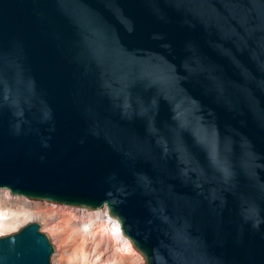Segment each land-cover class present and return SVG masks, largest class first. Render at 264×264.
<instances>
[{
    "label": "water",
    "instance_id": "water-1",
    "mask_svg": "<svg viewBox=\"0 0 264 264\" xmlns=\"http://www.w3.org/2000/svg\"><path fill=\"white\" fill-rule=\"evenodd\" d=\"M0 192L106 210L145 264H264V0H0Z\"/></svg>",
    "mask_w": 264,
    "mask_h": 264
},
{
    "label": "rangeland",
    "instance_id": "rangeland-1",
    "mask_svg": "<svg viewBox=\"0 0 264 264\" xmlns=\"http://www.w3.org/2000/svg\"><path fill=\"white\" fill-rule=\"evenodd\" d=\"M6 194L10 193L0 192V208L4 212H12L8 218L0 217V237L14 234L29 223H40L41 232L49 236L50 243L55 247L51 260L53 264H145L143 257L133 248L119 249L109 237L108 230L101 225L89 228L92 237H97L95 240L91 236H83L77 226L81 220L70 216L74 212L72 209L6 197ZM81 253L85 259L76 258Z\"/></svg>",
    "mask_w": 264,
    "mask_h": 264
},
{
    "label": "bare ground",
    "instance_id": "bare-ground-1",
    "mask_svg": "<svg viewBox=\"0 0 264 264\" xmlns=\"http://www.w3.org/2000/svg\"><path fill=\"white\" fill-rule=\"evenodd\" d=\"M1 193H5V192H1ZM9 196L12 197V195L6 194V197H9ZM12 198H14V197H12ZM73 211L74 212L70 213V216H72V217L76 216L78 219L81 220V224H79L77 226H78L79 232L81 234H83V236H87V237L91 236V238H94V240H95L97 237H94V236L92 237V235H91L92 233L90 232L89 228L92 227L93 225L98 224V225L105 227L108 230L109 237H111L114 240V243L116 244V246L119 249L124 250L127 248L128 249L132 248V245H131L130 241L128 240V238L123 236V234L121 232L120 225L117 222V220L110 218L109 214L106 210L97 211V212H85L83 210L74 209ZM10 212H12V211L8 210V211L4 212V209L0 208V217L8 218L11 215ZM106 212L108 215L106 214ZM27 216H29V215H27ZM76 258L85 259L84 255L82 253L76 255Z\"/></svg>",
    "mask_w": 264,
    "mask_h": 264
}]
</instances>
